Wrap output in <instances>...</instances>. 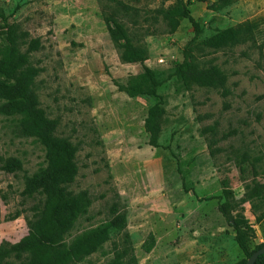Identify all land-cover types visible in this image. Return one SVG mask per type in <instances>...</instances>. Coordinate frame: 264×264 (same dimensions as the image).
I'll use <instances>...</instances> for the list:
<instances>
[{
    "label": "rangeland",
    "instance_id": "1",
    "mask_svg": "<svg viewBox=\"0 0 264 264\" xmlns=\"http://www.w3.org/2000/svg\"><path fill=\"white\" fill-rule=\"evenodd\" d=\"M192 1L188 8L202 28L194 41L187 19L166 33L158 10L176 0H0V44L8 29L22 51L31 39L40 42L29 53L39 71L34 93L55 121V135L76 148L71 189L91 199L67 240L116 215L125 218V227L101 250L74 264H109L116 246L123 245L132 248L134 264L243 259L218 210L226 202L222 179L254 228L249 249L264 242V215L258 221L264 201L245 200L253 185L264 183V0H238L221 10L211 8L219 0ZM105 17L124 24L130 40L146 50L144 62H121ZM246 20L257 24L252 42L203 47L217 30ZM185 53L197 71L216 66L226 80L222 86L190 89L174 78L164 83L158 89L165 108L160 146L152 147L144 119L154 100L130 97L120 87L145 67L169 71ZM18 118L0 99V264H18L25 257L16 247L29 240L28 221L39 198L21 193L26 180L45 166L43 147L19 129ZM211 138L217 140L212 150H219L214 156ZM16 161L20 169H4ZM150 233L155 245L146 253L142 244Z\"/></svg>",
    "mask_w": 264,
    "mask_h": 264
},
{
    "label": "trees",
    "instance_id": "2",
    "mask_svg": "<svg viewBox=\"0 0 264 264\" xmlns=\"http://www.w3.org/2000/svg\"><path fill=\"white\" fill-rule=\"evenodd\" d=\"M16 1L20 4L23 0ZM194 1L208 2V0ZM237 1L219 0L211 8L221 10ZM192 3V0L187 2L176 0V5L158 10L162 20L166 23V33L173 34L179 27L180 21L187 19L193 28L192 40H196L201 35L202 28L188 8ZM104 19L111 39L120 50L121 62H144L147 58L146 50L130 40L124 24L110 17ZM256 31L257 24L246 20L217 30L204 39L202 45L207 49L220 50L252 42ZM2 40L0 44V99L7 113L19 116V129L24 134L33 137L43 147L45 153V166L26 180L21 193L26 198H39V203L33 206L32 219L28 221V242L16 247V250L25 253V257L18 264H74L101 250L112 235L125 227V218L123 215H116L111 220L76 235L70 241L67 240L77 220L87 212L91 205V199L86 192H75L71 189L77 174L76 148L70 141L60 139L55 135V121L47 117L34 93L35 79L39 71L31 63L29 53L39 48V40L31 39L27 43L29 48L26 51L20 49L17 37L10 29L3 33ZM173 78L179 81L185 89H190L193 84L207 87L222 86L226 80L223 72L216 66L197 71L187 53L183 61L175 63L169 71L152 70L145 67L141 73L130 76L120 89L130 97L140 96L154 100L144 119L147 143L152 147L160 146L159 138L165 115L164 98L158 93V89ZM216 143L215 138L209 140V148L213 156L219 151L218 149L212 150ZM20 168L21 163L18 161L4 166L8 172H14ZM221 185L222 195L226 202L219 204L218 210L234 232L235 242L245 256L234 264H246L250 255L264 246V242L252 251L249 249L248 243L255 236L254 228L246 216L238 210L237 204L232 202L233 195L229 190L227 180L222 179ZM252 189L253 192L247 194L245 200L251 203L253 198L264 201V183L253 185ZM263 215L264 211L258 217V221ZM154 245V235L150 233L142 244V249L148 253ZM116 248V257L109 264L135 263L133 250L129 245H123L121 248L116 246ZM255 264H264V254L257 258Z\"/></svg>",
    "mask_w": 264,
    "mask_h": 264
},
{
    "label": "water",
    "instance_id": "3",
    "mask_svg": "<svg viewBox=\"0 0 264 264\" xmlns=\"http://www.w3.org/2000/svg\"><path fill=\"white\" fill-rule=\"evenodd\" d=\"M263 254H264V246H262L261 248L255 250V251L250 255V257L247 259L246 264H255L257 258H258L260 255H263Z\"/></svg>",
    "mask_w": 264,
    "mask_h": 264
},
{
    "label": "built area",
    "instance_id": "4",
    "mask_svg": "<svg viewBox=\"0 0 264 264\" xmlns=\"http://www.w3.org/2000/svg\"><path fill=\"white\" fill-rule=\"evenodd\" d=\"M163 61H164L163 59H159L158 63H163Z\"/></svg>",
    "mask_w": 264,
    "mask_h": 264
}]
</instances>
